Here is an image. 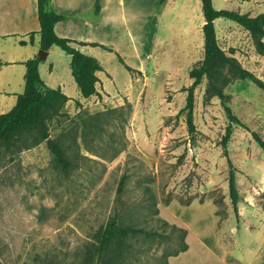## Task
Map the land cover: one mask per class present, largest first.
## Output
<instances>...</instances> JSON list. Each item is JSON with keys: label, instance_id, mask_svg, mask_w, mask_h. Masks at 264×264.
I'll use <instances>...</instances> for the list:
<instances>
[{"label": "rangeland", "instance_id": "obj_1", "mask_svg": "<svg viewBox=\"0 0 264 264\" xmlns=\"http://www.w3.org/2000/svg\"><path fill=\"white\" fill-rule=\"evenodd\" d=\"M166 1L158 5L162 18L150 24L146 51L151 54L120 53L133 67L145 65L146 74L132 73L119 61L117 50H105V56L100 58L109 72L104 77H109L107 87L111 93L97 97L92 104L87 102L86 106L64 107L48 120L54 137L81 126V120L87 116L121 109L97 145L108 156L126 145L113 160L87 150L82 138H79L81 152L93 160L82 159L79 167L69 173L56 167L46 141L0 159L2 264H82L93 244H98L99 228L122 209L127 222L163 234L129 238L130 264H161L162 256L176 249L180 234L186 233L163 224L159 218L178 228L187 229L186 223H192L198 235L202 230L196 220H202V224L205 221L206 226L213 222L208 214L198 213L208 208L195 209L196 212L194 207L177 204L170 207L172 202L182 200L214 203L226 243L233 241L228 232L233 227L238 231L240 244L243 241L244 246L256 244L257 237L250 230L264 220V151L251 131L257 130L264 137V89L249 78H241L233 65L217 64L213 74L204 76L195 90L192 133L187 111L180 110L187 102L184 87L193 82L190 71L204 58L202 1L173 0L167 9ZM213 3L217 9L240 10L252 16L264 12V0H213ZM155 25L158 45L153 48L154 37L150 33ZM216 29L222 48L234 61L264 78V54L260 53L256 38L237 22L222 17L217 19ZM184 32L186 37L182 38ZM165 40H168L166 48ZM186 42L191 44L188 46ZM176 44L181 47L173 52ZM10 70L11 67L4 69L6 73ZM12 78L13 89L22 93L25 78L17 74L14 77V73ZM219 89L228 96L227 104L249 125L247 129L234 124L228 143L240 192L239 216L230 196V166L221 143L229 118ZM4 94L0 93V113L9 111L17 102L8 99L10 94L7 97ZM112 136L117 140L112 139V148L105 150V142L108 140L110 144ZM123 176L125 183L118 195ZM192 233L189 234L194 237ZM188 241L190 249L179 253L178 259L182 260L179 263L208 264L196 241L192 237ZM241 248L237 249L239 255Z\"/></svg>", "mask_w": 264, "mask_h": 264}, {"label": "trees", "instance_id": "obj_2", "mask_svg": "<svg viewBox=\"0 0 264 264\" xmlns=\"http://www.w3.org/2000/svg\"><path fill=\"white\" fill-rule=\"evenodd\" d=\"M165 0H161L163 3ZM202 11L205 22L203 24L204 33V58L190 71V77L193 79L191 85L184 87L188 92L186 105L180 111H187V123L190 131L195 132L194 109H195V90L201 83L204 76H211L217 64L226 63L233 65L241 78H249L260 88L264 89V78L258 76L254 71L237 64L233 57L222 48L216 29V20L226 18L237 22L245 28L257 40L260 53L264 54V12L256 16L240 10L217 9L213 0H201ZM38 17L40 22V46L43 52H48L53 45H57L71 55V68L73 76L85 98L99 94L98 82L100 80L98 71L104 69L101 61L90 54L85 53L79 45L84 44L75 39L63 37L57 34L55 24L65 18L63 14L55 11L51 6V0H38ZM34 32L30 34V40L33 41ZM91 45L101 46L102 48L114 51L112 46L99 42H92ZM120 62L124 63L126 68L132 73H142L140 70L126 63L124 57L117 53ZM42 55L25 60V88L18 94L17 102L7 112L0 113V159L7 155L13 156L25 149L38 145L43 141L47 142L49 150L54 154L56 167L65 173L79 167L82 159L89 156L82 154L79 138H82L87 150L95 153L99 157L113 160L121 150L114 151L110 156L107 152L100 150L97 145L102 141V136L107 130V125L120 112L118 108H112L105 111H99L94 115L87 116L81 120V126H75L67 131H63L56 136H52L48 128V120L52 115L60 114L70 99L61 88H50L40 75V63ZM222 98L226 112L229 118V124L221 140L225 155L228 158L230 166L229 189L234 210L239 216L238 200L240 192L236 183V174L234 165L231 161L228 143L233 133V125L240 124L249 129V125L244 122L226 102L227 95L222 90H218ZM79 104V100H76ZM124 107L122 106V109ZM130 109V104L128 105ZM122 113V112H121ZM82 128V129H81ZM254 139L258 142L264 151V137L261 132L252 130ZM111 137L106 149H111ZM126 176H123L118 188V195L121 193L122 186L125 183ZM171 201L168 200V204ZM182 204H192V201H180ZM200 202H204L201 200ZM165 225L176 228L180 232L187 234L186 228H178L175 224H170L167 220L159 218ZM134 222H127L124 210L115 212L111 219L98 230V244H93L92 251H88L83 257L82 264H123L129 262L132 245L128 243L129 238H135L140 235L163 236L157 230L149 229L145 226L136 225ZM186 234H180L178 247L162 256L161 264H168L170 256L177 255L189 248ZM0 264H2L0 262Z\"/></svg>", "mask_w": 264, "mask_h": 264}, {"label": "crops", "instance_id": "obj_3", "mask_svg": "<svg viewBox=\"0 0 264 264\" xmlns=\"http://www.w3.org/2000/svg\"><path fill=\"white\" fill-rule=\"evenodd\" d=\"M172 1L167 0L164 8L170 7ZM160 2L161 0H51L52 8L65 16L63 20L55 24L57 34L83 42L84 44L79 47L85 53L97 57L104 67L103 70L98 71L100 80L97 86L100 93L85 98L72 73L71 55L57 45H53L49 49L46 57L40 63V75L48 87L61 88L70 98L65 109L72 108L74 105L76 107V100H79V104L86 106L87 102L92 104L97 97H104L111 93L107 87L109 72L100 58V55L104 54L105 56L106 49L91 45V43L99 42L112 46L114 51L110 52L117 50L116 54L117 52L123 55L131 52L136 55L146 53L149 28L152 26L150 24L156 18H162L158 10ZM204 22L205 20H201V31ZM39 30L38 0H0V93H5L6 97L7 94H10L8 96L10 101L17 99V94H19L12 87L15 86L12 78L13 73L14 77L17 74L24 78L26 66L23 62L42 55ZM32 32H34L33 41L30 40ZM150 35L154 37V43L151 45L155 48L154 46L158 45V27L156 25ZM181 36L185 38V32ZM191 42L186 43L189 46ZM166 43L168 40L163 42L165 48ZM180 47V44H176V49L173 52H178ZM147 53L151 54L150 51ZM5 67H11L12 70L7 72L10 75L4 71ZM134 68L140 70L142 75L146 74L148 70L141 63L135 65ZM104 73H107L108 76L104 77ZM174 204L185 208L194 207L193 209L198 211L208 208L206 211L195 210L199 214L201 212L208 214L213 220L209 226L205 225V221L202 224V220H196L195 223L200 221L202 234L196 233L195 225L186 223L188 225L187 241L188 237H192L194 242L196 241L200 252L208 258V264H264V220L254 230H250V227L247 228L253 231L254 236L257 237L256 244L244 246V241L240 244V238L237 236L238 231L233 227L228 230L233 241L226 243L221 236L220 218L214 203L204 201L192 203L186 207L180 202H172L170 207H173ZM227 226L229 224L226 225V229ZM245 226H249V223ZM190 232H193L194 237L189 234ZM239 247H243L240 249L241 255L237 253ZM189 249L190 243L186 251ZM179 256L180 254L171 256L168 264L173 263L174 259H178ZM229 258L234 259L230 260ZM180 261H182L181 258L174 263L180 264ZM187 262L190 263L191 260L189 259Z\"/></svg>", "mask_w": 264, "mask_h": 264}, {"label": "water", "instance_id": "obj_4", "mask_svg": "<svg viewBox=\"0 0 264 264\" xmlns=\"http://www.w3.org/2000/svg\"><path fill=\"white\" fill-rule=\"evenodd\" d=\"M46 55H47V52H43V53H42V57H43V58L46 57Z\"/></svg>", "mask_w": 264, "mask_h": 264}]
</instances>
